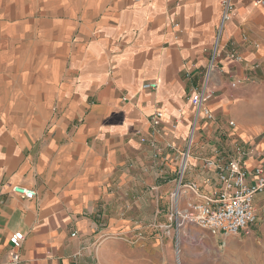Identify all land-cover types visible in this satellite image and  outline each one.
Masks as SVG:
<instances>
[{
  "label": "crops",
  "instance_id": "obj_1",
  "mask_svg": "<svg viewBox=\"0 0 264 264\" xmlns=\"http://www.w3.org/2000/svg\"><path fill=\"white\" fill-rule=\"evenodd\" d=\"M222 2L0 0V264L17 232L18 264H172L173 237L150 227L167 223L175 185L177 158L165 144L186 138L187 95L208 63ZM231 4L219 50L244 62L223 53L208 103L215 121L200 120L185 176L205 195L216 186L203 159L230 156L235 142L264 152V127L242 113L262 112L264 6ZM27 33L33 38L22 39ZM152 82L155 90L142 88ZM155 110L164 123L182 119L172 135H153L157 157L140 142L151 138ZM254 203L258 214L264 194ZM201 234H184L180 254Z\"/></svg>",
  "mask_w": 264,
  "mask_h": 264
},
{
  "label": "built area",
  "instance_id": "obj_2",
  "mask_svg": "<svg viewBox=\"0 0 264 264\" xmlns=\"http://www.w3.org/2000/svg\"><path fill=\"white\" fill-rule=\"evenodd\" d=\"M254 1L256 5L264 6V0ZM231 13V0H223L221 18L208 63L200 74L198 83L190 89L187 95L193 116L184 144L180 146L176 140L168 141L165 144V149L174 153L177 158L175 185L169 195L167 223L164 225L154 224L150 227L161 230L165 236L173 237L175 254H180L182 237L192 228L219 239L227 236L249 235L251 228L258 221L254 202L258 195L264 194V152L252 154L243 142H235L230 156L223 157L217 150L212 157L203 159L201 168L209 175L206 183L210 185L215 183L216 186L210 194H203L200 186L195 182L185 181L200 120L203 119L208 123L215 121L208 103L216 93L213 85L214 76L222 72L220 59L224 52L219 50V39L223 26L229 21ZM224 54L231 63L242 64L244 62L234 49L225 51ZM255 68L256 66H251V69ZM237 83H231V87L234 88ZM142 88L155 90L157 83L144 84ZM162 117V113L155 110L149 120L151 138L140 139L141 143H146L153 149L154 157L162 154V148L157 145L153 135H164L165 133L172 135L182 123V119L179 117L167 124L164 123ZM228 126L233 128L234 122H228ZM249 156L257 161V164L251 169L245 165V160ZM11 192L26 199L36 197V192L20 186H13ZM142 237L143 233L139 232L137 238ZM23 240L24 236L19 232L8 238L5 264L20 262L19 250Z\"/></svg>",
  "mask_w": 264,
  "mask_h": 264
},
{
  "label": "rangeland",
  "instance_id": "obj_3",
  "mask_svg": "<svg viewBox=\"0 0 264 264\" xmlns=\"http://www.w3.org/2000/svg\"><path fill=\"white\" fill-rule=\"evenodd\" d=\"M30 38L33 37L27 33L22 39L29 40ZM260 99L262 112L253 110L249 112V108H246L242 113L264 127V99ZM232 118L238 126V120L233 116ZM257 217L258 221L251 228L249 235L242 234L217 239L204 233L195 240H186V252L178 253L177 257L173 251L172 264H178V260L181 264H264V206ZM183 256L186 263L183 262Z\"/></svg>",
  "mask_w": 264,
  "mask_h": 264
},
{
  "label": "bare ground",
  "instance_id": "obj_4",
  "mask_svg": "<svg viewBox=\"0 0 264 264\" xmlns=\"http://www.w3.org/2000/svg\"><path fill=\"white\" fill-rule=\"evenodd\" d=\"M176 254H177L176 256L178 257V253H176ZM177 260H178V258H177ZM177 263H178V264H181L179 260L177 261Z\"/></svg>",
  "mask_w": 264,
  "mask_h": 264
}]
</instances>
